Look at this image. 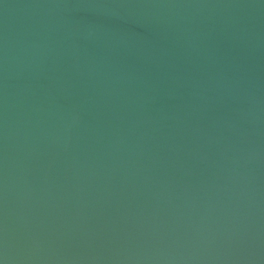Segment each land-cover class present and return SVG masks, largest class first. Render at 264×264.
<instances>
[{"label":"water","instance_id":"1","mask_svg":"<svg viewBox=\"0 0 264 264\" xmlns=\"http://www.w3.org/2000/svg\"><path fill=\"white\" fill-rule=\"evenodd\" d=\"M0 264H264V0H0Z\"/></svg>","mask_w":264,"mask_h":264}]
</instances>
